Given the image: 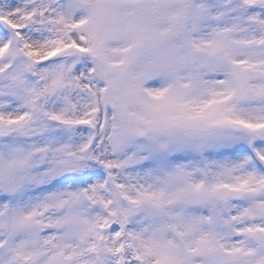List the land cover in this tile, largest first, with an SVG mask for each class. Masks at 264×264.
I'll use <instances>...</instances> for the list:
<instances>
[{"label":"snow or ice","instance_id":"snow-or-ice-1","mask_svg":"<svg viewBox=\"0 0 264 264\" xmlns=\"http://www.w3.org/2000/svg\"><path fill=\"white\" fill-rule=\"evenodd\" d=\"M0 264H264V0H0Z\"/></svg>","mask_w":264,"mask_h":264}]
</instances>
